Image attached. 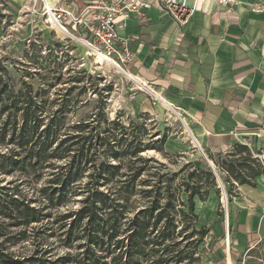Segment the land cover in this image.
I'll use <instances>...</instances> for the list:
<instances>
[{"label":"trees","instance_id":"trees-1","mask_svg":"<svg viewBox=\"0 0 264 264\" xmlns=\"http://www.w3.org/2000/svg\"><path fill=\"white\" fill-rule=\"evenodd\" d=\"M56 70H45L54 82L62 80L61 74L53 76ZM7 75L0 65V146H7L0 153V175L15 177L7 183L13 185L7 194L0 187V264H193L198 259L199 245L213 234L195 214L194 198L205 201L211 190L219 193L206 162L196 168L188 163L193 169L178 184L174 181L179 173L174 172L160 175L151 185L152 176L141 180L147 165L153 162L164 169V164L140 154L158 152L154 145L163 146L165 134L142 142L119 122L99 121L97 116L71 127L76 129L72 134L65 122L69 100L48 112L53 102L43 98L45 90L34 92L26 84L25 92L13 95ZM74 83L66 97L88 89L78 87L79 80ZM98 113L104 117L102 110ZM109 126H117L118 134ZM123 157L132 159L127 163L132 172L121 176ZM209 159L229 192L234 184L254 187L256 177L264 174V160L239 143L224 158ZM86 170L92 172L83 181ZM41 178L45 181L37 186ZM181 193L186 194V206ZM136 194L144 205L135 211L131 199ZM57 248L66 251L57 254Z\"/></svg>","mask_w":264,"mask_h":264},{"label":"crops","instance_id":"crops-1","mask_svg":"<svg viewBox=\"0 0 264 264\" xmlns=\"http://www.w3.org/2000/svg\"><path fill=\"white\" fill-rule=\"evenodd\" d=\"M71 1L82 7V0ZM142 1L150 5L144 17L131 18L122 34L132 41L131 76L160 100L153 108L161 117L167 111L162 102L178 109L207 157H223L235 143L246 145L253 157L264 154V0H234L228 7L205 0L183 26L163 11L159 0ZM139 96L138 108H152L147 96ZM164 145L180 149L174 139ZM194 205L210 231L217 224L212 229L220 236L216 193L211 190ZM229 208L231 245L224 250L225 264H264V174L256 177L254 187L237 185Z\"/></svg>","mask_w":264,"mask_h":264},{"label":"rangeland","instance_id":"rangeland-1","mask_svg":"<svg viewBox=\"0 0 264 264\" xmlns=\"http://www.w3.org/2000/svg\"><path fill=\"white\" fill-rule=\"evenodd\" d=\"M38 8L39 3L36 0H0V65L8 71L5 82L7 83L8 81L10 83L13 95L25 92L26 84H30L34 92L40 89L45 90L41 93L43 98L53 102L46 109L48 112H54L64 103L63 100H69L65 122L66 127L69 128L68 130L72 134H76V129L71 127L80 122L87 123L91 118L97 116L99 121L106 118L108 122H119L127 129V134H138L142 142L160 139L164 134L167 139L176 140L179 150L170 151L165 148V145L160 147L155 144L154 146L159 150L158 152L156 150H148L140 154L144 158H152L159 164H164V169L159 168V165L153 162L147 165L141 180L152 176L150 179L154 181H151V185L158 181L160 175L165 173L171 175L174 172L179 173L174 181V184H178L180 179L193 169L187 165L188 163L193 164V167L196 168L200 165V161L206 162V153L204 152V155L201 154L198 147L187 135L185 127L178 117L173 113L167 116L168 112L163 110L166 116L161 117L160 110L153 108L154 101L148 97L147 93L140 91L134 81L120 74L111 66L98 62L97 58L93 56L88 55L85 57L76 44L56 34L50 27L44 26L40 16L36 13ZM49 68H57L56 71L59 73L53 76L61 74L62 80L57 82L51 80L52 75H47L45 71ZM77 72L80 73L78 74ZM76 80L80 81L77 84L78 87L85 86L88 89L85 91L76 89L71 92L69 97H66L67 89L69 86H75L74 81ZM50 83L53 84L51 87L48 85ZM92 89L95 90V93H93ZM141 94L147 96L152 108L145 105L146 108H138V103L141 99L139 95ZM144 102L146 101L144 100ZM143 109H147L148 112H143ZM100 110H102L104 117L98 115ZM2 114V118H4L7 115V110L3 111ZM103 128L104 124H101L100 129L102 130ZM109 128H114V133L118 134L117 126H109ZM157 132L160 135L155 137ZM6 147L0 146V153L6 152ZM99 158L101 161L105 160L102 156H99ZM221 158H224V156ZM207 159L211 161L209 157ZM121 160L124 163V168L119 172V175L130 174L132 171H129L130 168L127 167V163L132 159L123 157ZM59 163L61 162L57 164ZM139 165L137 163L135 166ZM91 172V170H86L81 173L83 181L86 180ZM14 179L15 177L0 175V187L4 186L6 188L3 193L7 194V187L13 186L7 183ZM44 181L45 178H41L37 186H40L39 184L42 185ZM221 185L227 194L229 214L231 197L237 192V186L234 184L233 189L229 192V184L221 183ZM216 195L218 207L215 219L218 222H222V229L218 226L216 232L220 236L215 234L212 229L217 225L215 224L211 228L213 235H209L199 245L197 249L198 259L193 264H225V224L221 189ZM80 198L81 196L79 195L74 199L78 200ZM179 198L186 206V194L181 193ZM194 200L198 201L199 199L195 197ZM77 202L71 206L77 208ZM131 202L135 204L133 209L135 211L144 205L142 198L138 194L132 197ZM183 209L186 210V208ZM4 221V224L7 225V220ZM230 224L231 218H228L227 226L229 225V230ZM196 227H201V224H197ZM187 232L189 231L187 230ZM56 251L57 254H62L66 250L57 248ZM184 264L189 263L185 261Z\"/></svg>","mask_w":264,"mask_h":264},{"label":"built area","instance_id":"built-area-1","mask_svg":"<svg viewBox=\"0 0 264 264\" xmlns=\"http://www.w3.org/2000/svg\"><path fill=\"white\" fill-rule=\"evenodd\" d=\"M36 1L39 3L36 13L40 16L44 26L52 28L55 33L59 32L64 39L74 44L83 45L87 48L89 56L99 58L118 72L131 75L127 66L134 57L132 41L130 36L122 32L127 28L131 18L144 17V11L150 6L148 2L142 0H82V7L77 8L71 0ZM204 1L194 0L193 6H188L184 1L179 0H159V3L163 11L174 22L183 26L192 12ZM215 1L220 7H228L234 3V0ZM144 92L152 97V101H157L154 96L156 94L151 89L149 92ZM166 110L180 114L178 109H172L169 105ZM254 157L260 162L264 160L262 153ZM205 159L208 160L207 157ZM218 188L222 191L221 200L224 196L228 203L223 186L219 185ZM223 211L224 242L228 248L231 245V235L229 228L227 229L229 214L226 205H223Z\"/></svg>","mask_w":264,"mask_h":264},{"label":"bare ground","instance_id":"bare-ground-1","mask_svg":"<svg viewBox=\"0 0 264 264\" xmlns=\"http://www.w3.org/2000/svg\"><path fill=\"white\" fill-rule=\"evenodd\" d=\"M51 29H52V28H51ZM52 30H53V29H52ZM56 34L62 36L59 32H56ZM76 45L79 47L80 52H81L85 57H87V56H88L87 48H85V47H84L83 45H81V44H76ZM97 60H98V62L103 63L99 58H97ZM98 62H97V63H98ZM104 65H105V64H104ZM117 72H118V71H117ZM119 73L122 74V75H125L128 79L134 81V82L136 83V85L138 86V89H139L140 91H148V92H149V89H148L144 84H142V83H140L139 81H137V80H136L134 77H132L131 75H126V74H124L123 72H120V71H119ZM154 96H155V95H154ZM156 99H157L158 101H160L157 97H156ZM161 106H163V107H165V108H168V107H167L168 105L164 104L163 102H162V105H161ZM172 113H173L176 117L179 118V116L177 115V113H175L174 111H173ZM179 120H180V121L182 122V124L184 125V127H185V131H186L187 135L190 137V139H192V141H193L194 144L196 145L197 142H195V140L193 139L192 135L190 134V132H189L188 129H187V126H185L183 120L180 119V118H179ZM196 147H198V149H199L198 144H197ZM199 151H200V150H199ZM222 200L224 201V202H222L223 205H224V206L226 205V207H227V204H228V203H226L225 198H223ZM222 200H221V201H222ZM227 221H228V219H227ZM227 229H228V226H227Z\"/></svg>","mask_w":264,"mask_h":264},{"label":"water","instance_id":"water-1","mask_svg":"<svg viewBox=\"0 0 264 264\" xmlns=\"http://www.w3.org/2000/svg\"><path fill=\"white\" fill-rule=\"evenodd\" d=\"M195 146H197V144ZM199 150H200L201 154L204 155L203 150L201 148H199ZM206 162L208 163V166H210V168L212 169L213 173L216 176V183H217V185L218 186L221 185V181H220V179H219V177H218V175L216 173V170H215V167H214L213 163L211 161H209V160H207ZM223 198H224V196H223Z\"/></svg>","mask_w":264,"mask_h":264}]
</instances>
